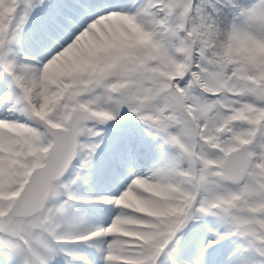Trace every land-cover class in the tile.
<instances>
[{
	"label": "snow or ice",
	"instance_id": "1",
	"mask_svg": "<svg viewBox=\"0 0 264 264\" xmlns=\"http://www.w3.org/2000/svg\"><path fill=\"white\" fill-rule=\"evenodd\" d=\"M0 264H264V0H0Z\"/></svg>",
	"mask_w": 264,
	"mask_h": 264
}]
</instances>
